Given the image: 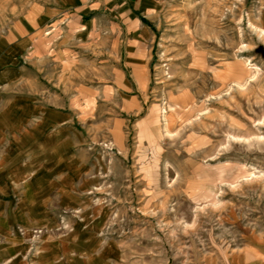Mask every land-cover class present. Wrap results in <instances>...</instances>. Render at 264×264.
I'll use <instances>...</instances> for the list:
<instances>
[{
  "label": "rangeland",
  "instance_id": "rangeland-1",
  "mask_svg": "<svg viewBox=\"0 0 264 264\" xmlns=\"http://www.w3.org/2000/svg\"><path fill=\"white\" fill-rule=\"evenodd\" d=\"M48 1L0 0V112L13 122L27 98L70 112L68 145L37 165L64 172L71 197L49 223L7 226V264H229L264 249V0H160L145 48L106 17L98 51L72 39L70 55L67 20L37 31Z\"/></svg>",
  "mask_w": 264,
  "mask_h": 264
},
{
  "label": "crops",
  "instance_id": "crops-1",
  "mask_svg": "<svg viewBox=\"0 0 264 264\" xmlns=\"http://www.w3.org/2000/svg\"><path fill=\"white\" fill-rule=\"evenodd\" d=\"M159 2L49 0L46 6L38 9L37 17L41 25L37 31H43V26L45 29L50 26L56 28L62 20H67L68 30L63 44L68 43V55L72 54V49H75L72 47L77 45V41L79 50H94L96 53L102 19L114 17L125 25L121 34L126 31L128 46L141 50L153 34L143 22H148L156 14ZM103 32H113L112 26L105 27ZM13 38H8L13 46L26 47L27 41L18 42ZM72 39L77 40L76 44L72 43ZM22 100L15 105L13 122H2L7 116L5 112H0V242L11 239L8 238L7 226L49 223L54 209L57 206L62 209L63 202H68L71 197L69 188L64 185L65 173H55L54 169L47 167L40 169L37 163H53L55 155L61 154L60 151L68 145L70 136L66 129L72 122V115L64 108L51 109L42 101ZM14 256L0 248V264H7ZM229 264H264V249L255 245L239 251Z\"/></svg>",
  "mask_w": 264,
  "mask_h": 264
},
{
  "label": "built area",
  "instance_id": "built-area-1",
  "mask_svg": "<svg viewBox=\"0 0 264 264\" xmlns=\"http://www.w3.org/2000/svg\"><path fill=\"white\" fill-rule=\"evenodd\" d=\"M88 1H90V2H95V1H97V0H88ZM99 1V0H98Z\"/></svg>",
  "mask_w": 264,
  "mask_h": 264
},
{
  "label": "trees",
  "instance_id": "trees-1",
  "mask_svg": "<svg viewBox=\"0 0 264 264\" xmlns=\"http://www.w3.org/2000/svg\"><path fill=\"white\" fill-rule=\"evenodd\" d=\"M144 22H146V21L144 20Z\"/></svg>",
  "mask_w": 264,
  "mask_h": 264
}]
</instances>
